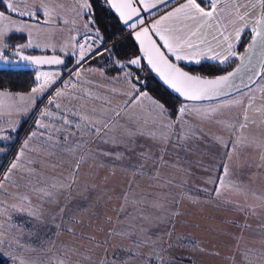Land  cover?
<instances>
[{
	"label": "snow or ice",
	"instance_id": "6c2138e0",
	"mask_svg": "<svg viewBox=\"0 0 264 264\" xmlns=\"http://www.w3.org/2000/svg\"><path fill=\"white\" fill-rule=\"evenodd\" d=\"M0 2L5 3L7 13H15L20 17L27 16L35 19L40 13L45 17H50L51 15L48 6L44 3L35 5L31 10L21 11L8 0H0ZM224 2L225 0H182V3L173 7L171 11L166 12L155 20L146 21L143 18V13L152 14L153 10H159L161 5L168 3V0H102V4L114 11L118 21L123 25L120 38L133 41L138 48L137 53L125 60L121 59L123 53L116 50V43L119 42L117 34L114 33L110 37V39L114 40L112 48H109L105 43L103 33L100 27L97 26L93 4L89 0H83L79 4L77 14H86L87 19L84 27L90 33H94V38H92L93 42L91 44L77 43L73 45V48H78L79 52L77 54L78 58L75 60L76 67L68 70V76L70 78L74 76L76 81L79 82L85 71H100V74L104 75L99 69H84L83 63L97 56L107 55L116 70L122 74L113 79L122 80L128 85L126 90L116 93L125 97V99L115 106H112L111 100H105L102 108L100 110L93 108L91 114L77 110L75 106L66 107L62 110V104L57 101L73 95L74 93L69 91V89L75 90L78 86L71 79L67 82L62 81L63 89H54L55 96L47 101L43 109H37L39 118L35 120V130H30L25 134L22 142L15 148L10 157L7 156L8 149L3 144H0V155L5 156L4 162L0 163V193L8 196L12 201L11 203L0 201V217H3L4 223L9 224L10 228H23L21 223L15 222L11 215H7L8 210L11 209L30 218L26 222L31 224V228L27 229L31 238L30 246L34 244L35 247L43 249L44 246L53 243V234L66 231L71 233L73 237L95 241L97 247H103L105 252H107L105 247L108 243L107 239L97 240L95 235H83L78 231L77 226L80 229H84L91 228L92 225L73 215L72 208L69 207L68 203L61 204V197H64L66 201L68 200V196L65 193L69 192L75 185L81 161L85 159L83 155L77 156L76 152L78 148L85 147L87 142L81 139L79 142L74 141L70 145L68 144L70 137L78 135L81 130H88L93 136L101 139L103 143H109L110 141L105 139V137L110 133H115L117 129H120L121 135L126 136L130 141L137 134L145 135L143 132L137 133V130L125 121V117L131 119L129 109L142 104L144 100L151 102L159 117H167L168 110L165 106L150 97L147 91H141L140 77L137 74V70L142 71L144 69L145 61L151 71L168 88L186 101L202 100L220 95L222 90L229 85L232 78L240 71L239 67L236 71L229 72L227 75L208 78L207 76L186 71L178 62L199 65L202 60L207 59L224 64L229 57L236 55L233 40L238 42L245 29H249L251 32V42L248 44V50L253 51L259 48L264 54V0H242V2L241 0H232L228 12V16L231 17L228 23L231 24L232 31H229L224 23L225 9L221 6ZM0 21H9L5 27L0 28V48H7L6 37L9 31L25 32L26 25L23 21L19 24L11 21L5 11H0ZM213 21L217 22L216 27L219 30V36L223 37V41H219L215 36L213 40H217L218 46L226 45V47H223V51H218L217 48H214L205 38V34L201 32V29L205 26H211ZM45 23H48V21H45ZM32 27L38 28L39 24ZM124 32H127V36H123ZM28 35L31 37V30H28ZM31 46H33L32 40L29 38L27 44L21 45L16 50V54L21 60L33 65H59L64 63L62 59L55 56L41 58L22 55V49ZM36 46L38 47L39 45ZM247 58V53L245 56L240 57L241 64ZM6 59L4 52L0 50V60ZM59 76V73L55 75L37 73L35 76L36 87H33L26 97L21 96L20 99H26L29 106L34 105L36 100L51 85L56 83ZM113 91L116 92L115 89ZM85 94L91 95L90 93ZM0 95H7V93H0ZM77 99L80 98L77 97ZM235 103L238 104L240 101L237 100ZM68 104L71 105V100L68 101ZM49 105H54L56 111L49 110ZM248 107H251V103H249ZM187 110L188 106L186 104L181 105L177 109V119L183 120ZM211 111L214 113L216 109ZM205 115L207 118H211V113ZM70 117H75V119ZM57 118L60 121L59 127L51 123ZM244 120H248L247 113L244 115ZM45 121L49 122L46 123ZM165 126L170 125L166 124ZM246 126V124L240 125L241 128ZM41 129L44 131H40ZM11 131L15 132L16 127L13 126ZM148 136L151 139H156L155 133H148ZM194 138L199 139L194 132H186L178 137V141ZM164 139L167 140V137ZM0 140H11V136L0 135ZM111 142L113 144L117 143L115 135L112 136ZM217 143L229 149V152L225 153V160H230L231 152L236 150V145L240 141L237 140L236 144H230L225 142L223 138H217ZM33 144L40 145V148L33 147ZM174 146L179 147L180 144L177 143ZM41 149L48 155H54L57 151L72 154L75 163L72 165L70 176H66L63 179L53 177L51 182L40 178L42 177V162L31 158L29 154L38 153ZM185 150L191 149L186 148ZM102 154L106 156L112 155L115 159H121L123 155L122 153L109 152H103ZM139 156L144 161L151 158L148 152H141ZM260 159L264 161V153H261ZM57 166L52 165L53 168ZM132 168L135 172L143 168V165H133ZM220 169L222 175L217 176L215 181H208V183L217 184V187L213 189V194L216 196L222 194L221 189L225 186L224 177L229 173L228 164L224 161H221ZM17 174H20V180L24 181L23 184L16 182L15 177ZM34 177L36 178L35 182L33 180ZM5 183H12L13 187L22 190L15 193L9 192L5 188ZM235 190L237 192L245 191L242 187H237ZM34 198L35 203L33 202ZM257 199H264V197H257ZM121 201L120 211L123 212L129 203V193H123ZM226 202L230 203V201ZM133 203L138 202L134 201ZM45 204L54 206V209L51 211L45 209ZM153 206L159 207L158 204ZM179 215V211L172 210V217H178ZM110 220L111 218H109ZM2 227L3 225L0 224V228ZM165 227L166 231L163 234H149L146 229H141L146 234L143 239L133 240L134 249H118L112 255L111 260L105 256L100 259L99 264H129L133 259H138L139 264H172V261L176 259L173 253L169 251L175 246V241L172 239L176 228L174 220L169 218ZM244 227H250V225L245 224ZM52 229H56V233H52ZM93 231H104V229L96 228ZM3 235L4 233L0 231V236ZM106 235L111 237L113 230H108ZM165 236L168 239H164ZM17 243L19 242L17 241ZM3 245L4 241L0 240V246ZM145 246H150L154 254L150 255L139 251ZM20 247H24V245H20ZM157 247L159 251H156ZM192 250L207 251V249L200 248L195 244ZM76 251V249L67 248L65 258H59L54 264H69L66 257H68L69 253L75 254ZM212 254L219 255L218 252ZM240 257L242 264H251V259L247 253L241 252ZM5 258L10 264H25L17 256L6 251H0V260ZM233 260H235V256Z\"/></svg>",
	"mask_w": 264,
	"mask_h": 264
},
{
	"label": "crops",
	"instance_id": "0c3cea01",
	"mask_svg": "<svg viewBox=\"0 0 264 264\" xmlns=\"http://www.w3.org/2000/svg\"><path fill=\"white\" fill-rule=\"evenodd\" d=\"M8 2L13 3L14 6L18 7L21 11L31 10L35 5L40 3L47 5L50 10V17H45L42 13H40L38 17L33 20H24L23 18L15 17L6 13V15L10 17L11 21H14L17 24L23 21L26 26L32 27L37 24L41 25L50 23V25L57 26L61 23H72V28L74 29H72L67 36L70 47L68 45L65 51L62 52L60 44H51L53 45V52L60 54L61 56H70L73 46V34H76L77 36L90 34L88 29L84 27L87 19L86 14H77L79 11L78 6L83 2V0H8ZM180 3H182V0H168L167 4L163 5V7L159 10H153L154 13L152 14L159 15L163 12L166 13L171 11L173 7L178 6ZM231 3L232 0H225V2L221 5L225 9L224 23L227 25L229 31H232L231 24L228 23V20L231 19V17L228 16V12L230 10L229 5ZM1 7L6 9L5 3L2 2ZM147 15L149 16L150 14L148 13ZM45 21H48V23H45ZM8 23L9 21H0V28H3ZM216 23V21H213L211 26H207L205 33H208L212 37L215 36L217 39L223 40V37L219 36V30L216 27ZM247 31L251 33L249 29H245L241 38ZM10 33L24 34V32H16L14 30L9 31L8 34ZM27 43L28 41L25 42V44ZM211 43V45L214 48H217L218 51L223 50V47H226V45L223 47L218 46L217 41ZM233 43L236 47L238 42L233 40ZM246 48L247 45L241 53H236V55L231 57L236 58L240 62V57H243L247 52ZM89 68L99 69L91 64L87 66V69ZM85 73L86 78L96 80L100 71H85ZM121 75L122 74L120 72L113 76L102 75L111 78L109 85L104 84L105 88L103 94L108 96V100H111L112 106L121 103L125 99V97L116 93L126 90L128 85L122 80L113 79L114 77H119ZM87 83H90V81L85 82V84ZM262 87L264 86H259L258 88ZM114 89L116 92L113 91ZM184 104L188 106L186 116L184 117L186 118L188 116V119H185V121L178 120L177 116L173 121H170L167 117H159L149 100H144L142 104L129 109V116L131 119L125 117V121L132 128L136 129L137 133L143 132L145 135L137 134L130 141L126 136L121 135L120 129H117L115 133L109 134L111 136H121L116 144H113L109 137H105V139L110 141L109 143H103L102 140L98 138V141H96L97 143L93 144V148L90 149V151H93L95 156L104 159L107 164L105 166H101L100 164H97L96 166H91L90 164L85 165L83 167V171H79L76 176V183L74 185L77 189L76 194L74 195L70 192L71 190H69L66 194V196H68V200L66 201L64 198V201L61 204L68 203L69 207L72 208V211H75L76 214L83 213L84 216L81 217L80 215L79 218L85 223H88L89 219H91L89 222V224L92 225L91 229H96V227L100 228V225L104 226L107 222L110 223L106 230H113V235L109 237L110 240L105 247L110 246L111 249L107 250V252H105L102 256H107L109 260H111L112 255L114 252H117L118 249H134L133 240L143 239L146 234L141 231V229H146L149 234H163L166 231L165 224L167 220L172 218L176 225L172 236L173 241H175V246L169 251L173 253L176 259L186 260L188 264H199L198 259L202 255L211 258L218 256V258L221 259H224V257L228 258V260H231V258L233 259V256L230 258L228 255H220L221 251L213 249L215 244L216 247L220 249H223V247L232 249L235 248V254L233 253V255L241 258L239 257V253L241 252L250 255L248 251L240 249V246L243 244V246L251 248L254 247L253 254L258 260H255L253 263L264 264V251L257 250V247L259 246L257 243L258 241L252 243V235H246L243 232L245 231L244 225L246 223L241 222L240 225V244H242L238 249L234 245L226 242L227 240H224L234 234V232H232L233 226H231V224L235 225V222L231 221L232 223L229 225L227 223H221V227H216L215 223L218 221H214L215 223L205 222L204 225H199L200 223L198 224L199 220H201L200 215L209 216L210 218L207 219L213 220L212 215L218 214L216 212H220L219 209H227L224 205H228L237 209L240 208V214L242 215H254L256 217V221L250 224V228L255 226L256 229L263 231L264 221L260 220V216L264 213V199H257V197H264V175L254 174L252 177H243L244 180H240V171L238 172L237 170V175H231L228 173V175L224 177L225 186L221 189L222 194L220 196L214 195L213 189L217 187V184L208 183V181H215L216 177L219 176L218 173L216 175V171H214V169L216 170L221 162L213 159V149L208 150V146L212 145L210 140L204 138L208 136V131H206V128H201L198 124L195 125L196 121L192 118V116L205 118L206 116L196 113L197 110L194 105L197 104L185 102L182 105ZM90 109L91 108H89V110L88 108H85V111L89 112L91 111ZM70 118L75 119V117ZM166 124L170 126H165ZM192 127L195 129H201L198 132H194L199 139L194 138L191 139L190 142H186V139L178 141V137L183 133L192 132ZM186 128H188V131ZM89 133L91 132L89 131ZM148 133H155L156 139L149 138ZM83 134L87 136L86 132ZM170 135L175 136L176 138L174 140V145L179 143L180 146L175 147L172 145L173 150L167 149L169 153L167 158H169L168 162L170 161V163H166L165 159L167 158H162L161 156L164 155L166 146L170 144L167 143L166 145ZM165 137H167V140L164 139ZM71 140L72 137H70L68 144H72ZM186 148L191 150H185ZM225 149L228 150L227 148ZM236 151L240 153V144L236 145ZM103 152L122 153L123 155L121 159H115L112 155H103ZM141 152H148L151 158L147 161L142 160L139 156V153ZM93 154L91 152V155ZM237 158H240V156ZM230 160L234 161L236 159ZM69 161L74 160L71 159ZM226 163L228 164V167L234 165V162ZM141 164L143 165V168L134 172L132 166ZM86 166H91L92 168H87ZM149 167H153V169L149 171ZM158 168H164V170L167 171L162 175L159 169L157 172L158 176L151 175V173H155ZM62 170L64 172L68 171V169L64 168ZM218 172L220 173L219 170ZM70 173L68 175H70ZM130 185L131 187H129ZM237 187H242L245 191L237 192L235 190ZM125 192L129 193V203L125 210L121 212V204L119 203V200H121L122 194ZM253 193H255V195H253ZM71 196L74 200L71 199ZM75 199L77 201H75ZM241 199L244 201L242 202ZM166 200L172 201H170L167 205ZM214 200H217V202ZM134 201L138 203H133ZM226 201H230V203H227ZM154 204H158L159 207L153 206ZM246 205H254L258 208H252L253 212L251 213L248 209L244 211ZM103 208L108 210L105 214H103ZM99 209H101V213L99 212ZM173 209L180 212L178 217H172ZM95 217H99V220ZM109 218H111L110 221ZM224 221L229 222L226 220ZM77 228L78 231H80L79 226H77ZM197 228H201L204 233L207 232V234H205V238H202V235L199 236L196 233L195 230ZM103 232L107 234L108 231H105L104 229ZM70 234L71 233H69V236ZM112 238L114 240H112ZM182 238L188 239V242L185 241L182 244ZM73 239H75V237L71 234V238L69 237L67 242H65V240L62 242L55 241L57 245L56 247H58V245L67 244L72 248L73 246L80 248V254L73 257V254L69 253L70 255L66 257L70 258L68 260L83 261V259L81 260L80 258H84L85 255H88L89 257L93 254L95 255L94 251L85 250L84 248L86 247V244L92 247L96 246L95 241L78 238V240L76 239L73 242ZM104 239L105 238L97 240ZM164 239H168V237L165 236ZM262 243V246H264V238L262 239ZM194 244L198 245L200 248L207 249V251H193L192 248ZM139 251L150 255L154 254L150 246H145L139 249ZM156 251H159L158 247ZM216 252H218L219 255L212 254ZM249 257L251 259V256ZM230 262L232 263V260ZM129 264H139V260L133 259L129 262ZM205 264L210 263L206 262Z\"/></svg>",
	"mask_w": 264,
	"mask_h": 264
},
{
	"label": "rangeland",
	"instance_id": "374dc122",
	"mask_svg": "<svg viewBox=\"0 0 264 264\" xmlns=\"http://www.w3.org/2000/svg\"><path fill=\"white\" fill-rule=\"evenodd\" d=\"M162 7H163V5L160 6V8H162ZM144 14L146 16H148L147 15L148 13H144ZM164 14L165 13L163 12V13L157 15L156 17L151 18L149 21L155 20L156 18H158L159 16L164 15ZM24 20H28V19H24ZM72 27H73L72 23H61V24H58L57 26L50 25V23L49 24H41V25H39V27L37 29L26 26V31L24 32L23 35L26 38V42L29 40V38H31L33 46L23 48L22 52H24V51H36L39 53H55L52 50L53 45H51V44H56V43L60 44L61 51L64 52L65 49L69 45V40H68L67 36L69 35L70 31L72 29H74ZM206 27L207 26L202 28L201 32L205 34V38L207 39L208 42H210V43L216 42L217 40H213L212 36H210L208 33H205ZM28 30H31V37H29V35H28ZM86 35L88 36V38L89 37L94 38V33H90V34H86ZM83 36H85V35H82V37ZM79 38H81V36H79ZM218 40L221 42L223 41L220 39H218ZM36 45H39V46L37 47ZM20 46H18V47H20ZM69 47H70V45H69ZM0 50L3 51L4 48H0ZM10 50H16V49H10ZM220 51H223V50H220ZM71 59H72V53H71ZM205 60H207V59H205ZM178 63H180L181 66H185V67L187 65L191 64V63H187V62H178ZM13 68H15V67H13ZM83 68L87 69V64L84 65ZM262 69L264 71V66ZM37 73H48L50 75H55L56 73L60 74L59 79L56 80V83L51 85L44 92V94H45L44 97L49 92L50 93L48 94V96L45 98L44 101L40 102V105L38 104L39 107L36 106L35 104L32 106H29V103L26 99L25 100L20 99L21 96L26 97L27 94L30 93L31 90L28 91L27 93H8L5 91H0V93H7V95H0V135L7 129L11 130L13 126L16 127V131H17L19 126H20V122L23 121L27 117L29 118L27 125L24 127V129L22 130L20 135L16 138L14 145L11 147V149L7 155L8 157L11 156L12 152L15 151V148L22 142L25 134L28 133L30 130H35L33 128V126H35V120L39 118V112L37 111V109H43L44 106L47 104V101L55 96L54 89H63L62 81L67 82V81H69V79H71L73 82H76L78 85L75 90L69 89V91H72L74 93L73 95H71L67 98H62L61 100L57 101V102H60L62 104V110L65 109L66 107H70V106H75V108L77 110H80L83 112H86L85 108H88V110H89V108H91L90 110H92L93 108L100 110L104 104V101L108 100V96L106 94H103V93H104L105 85L110 84L111 78L102 76L99 73H98V78L96 80H93V79L90 80L89 78H86V73L83 72L82 79L79 82L76 81L74 76L71 78L69 76L63 77V74L60 71L38 70ZM86 81H90V83L85 84ZM259 86H264V73H262V75L260 76L259 80L255 84V87H250L249 89H247L243 92H239L235 95H232V96H229V97H226L223 99H219L216 101H210V102L206 103V105H194L196 110H197L196 111L197 114L205 115L207 113H211V118H207L206 115H205L206 118L205 117H196V116H192V118L195 119L194 121H196L195 125L198 124L201 128H206V131H208V136L204 137V138H207L208 140H210L212 142V145L208 146V150L213 149V159L219 160L220 162L221 161L234 162L233 166H229V174L237 175V170H238V172L240 171V180H244L243 177H249V176L252 177V176H254V174L264 175V161H262L260 159L261 153H264V87L258 88ZM253 90L256 91L255 94H253ZM249 92H251V94ZM85 93H90L91 95L89 96V95H86ZM248 93L250 95H248L247 97L244 96ZM259 95H260V99H259ZM77 97H79L80 99H77ZM69 100H71V105L68 104ZM237 100L240 101V103H238V104L235 103V101H237ZM201 103L202 102H200V104ZM249 103H251V107H248ZM36 107H38V108H36ZM212 109H216V111L213 113L211 111ZM49 110H51L53 112L56 111L54 105H49ZM86 113L91 114V111L86 112ZM245 113H247V116L249 114H254L256 119L253 118L254 116L251 118H249V116H248V120L245 121L244 120ZM34 116H35V119L32 121ZM185 119H188V116L186 118H184L182 121H185ZM30 122L33 126L31 125L30 128L28 129L27 127H28V124ZM45 122L48 123L49 121H45ZM241 124H246L247 126L243 127V129H242L240 127ZM59 126L60 125H58V127ZM186 129L188 131V128H186ZM191 129H192V132H198L201 130V129H195L193 127ZM41 131H43V129ZM15 132H12V134ZM84 132L87 133V136H85L83 134ZM112 136L111 135L107 136V137H109L110 141L112 140ZM115 136H116L117 141L121 137L119 135H115ZM217 138H223V140L225 142H228L230 144H236L237 140L240 141V143H239L240 144V153H238L236 150L231 152V159H236V160H234V161L225 160V153H228L229 149L226 150L222 145L217 143ZM81 139H83L87 143H86L85 147L78 148L77 152H76L77 156L83 155L85 157V159L83 161H81L79 171L82 172L83 167L87 164H90L91 166H96L97 164H100L101 166H105L107 164L105 162V160L95 156L93 154V151H90V149L93 148V144L97 143L96 141H98V138L93 136L91 133H89L88 130H81V132L78 134V136L77 135L72 136V140H71L72 144L74 141L79 142ZM175 139H176L175 136H172V135H170L168 137L166 145H167V143H170V144L167 146L165 145L166 149L164 151V155L161 156L162 158H167V156L169 154L167 149L173 150L172 145H174ZM185 141L190 142V140H187V139ZM182 144H184V143H182ZM32 146L35 148H38V149L40 148V145H38V144H33ZM91 152L93 155H91ZM166 152H167V154H166ZM41 155H43V157L40 159L38 156H41ZM29 156L31 158L35 159L36 161L41 162V160H44V163L42 162V166H44L47 170L49 169L51 172H55V174H52L46 170L41 171L42 177H40V178L47 180L49 182H51L53 177L63 179L66 176H70L68 174L70 173V171H72V165H74V163H75V160L73 159L72 154L67 153V152L61 153V152L57 151L54 155H48V153L44 152L41 149L38 153H30ZM239 156H240V158H237ZM71 159L74 161H69ZM168 159L169 158L165 159L166 163H170V161L168 162ZM237 159H240V160H237ZM2 160H3V158L1 159V155H0V163H3ZM55 160L58 162V164L55 163ZM220 164H219L218 168H216V170L214 169V171H216V175L218 173L219 176L222 175V172L220 169ZM52 165H58V166L53 168ZM90 167L88 166L87 168H90ZM63 168L68 169V171L64 172L62 170ZM152 169H153V167H149V171ZM159 169L160 168H158V170H156L155 173L152 172L151 175L158 176L157 172L159 171ZM218 170L220 171V173L218 172ZM166 171L167 170H164V168L160 169V173L162 175ZM35 179L36 178L34 177L33 178L34 182H35ZM15 180H16V182H19L21 184L24 183V181L20 180V174L16 175ZM5 188H7L9 190V192H12V193H15V192L22 190V189H16L15 187H13L12 183H5ZM76 190L77 189L74 186L70 192L75 195ZM67 193L68 192H66L65 195ZM241 194L244 195L243 193H241ZM245 198H247V197H245ZM71 199L74 200V198L72 196H71ZM0 201H6L8 203L12 202L8 196H6L2 193H0ZM63 201H64V197H61V203ZM75 201H77V200L75 199ZM170 201H172V200H166V204L168 205V203ZM214 201L217 202V200H214ZM241 201L243 202L244 200L241 199ZM33 202L34 203L36 202L35 198H34ZM121 202L122 201L119 200L120 204H121ZM224 206L227 207V209H225V210L219 209L220 212H216L218 214L212 215L213 220L207 219V218H210L209 216L200 215L201 220H199L198 224L200 223L199 225H201V224L204 225L205 222L206 223H209V222L215 223L214 221H218L217 223H215V225H216V227H221V223H223V224L227 223L229 225L232 222H235L236 223L235 225L231 224V226H233L232 232H234V234H232L231 237L224 239V240H227L226 242L230 243L231 245H234L238 249L239 246L242 244V243L240 244V240H241V235H240L241 234L240 233L241 226L240 225H241V222L242 223L244 222L247 225H250L256 221L255 220L256 217L252 214H249V215L240 214L241 213L240 208L237 209V208H234L233 206H228V205H224ZM44 207H45V209H48L50 211L54 209V206H50L48 204H45ZM252 208H258V207H255L254 205H251V207L246 205V208H244V211H246L248 209L249 212L252 213L253 212ZM103 209H104L103 214H105L108 210L106 208H103ZM99 212L101 213V209H99ZM234 212H236V213H234ZM72 214L76 215L78 218L80 217V215H81V217L84 216L83 213L82 214H78V213L76 214L75 211H72ZM7 215H11L15 222L21 223L23 225V228H20V229L10 228L9 224L4 223L3 217H0V224L3 225V227L0 228V231H2L4 233L3 236H0V240L4 241V245L0 246V251H6L8 253H11V254L17 256L19 259H22L25 262V264H54V262L56 260H58L59 258H65L64 252H66L67 248H72V247H69L67 244L60 245V246L58 245V247H56L57 245H56L55 241L62 242L63 240H65V242H67L69 237L71 238V234L69 236V232H66V231H60L58 234H53L52 235L53 243L44 246L43 249L35 247L34 244H31V246H30L31 238L28 235L27 229L31 228V224L26 223L30 218L27 217L26 215L18 214L11 209L8 210ZM95 218L99 220V217H95ZM260 218H261L260 219L261 221H264V213L261 214ZM224 220L229 221V222H225ZM90 221H91V219H89L88 223ZM109 225H110V223L107 222V224L104 226L100 225V228L105 229V231H108V230H106V228L109 227ZM207 226H210V225H207ZM196 227H199V226H196ZM93 229H95V228H93ZM93 229L84 228V229H80V232L83 235H95L96 239L105 238V239H107V241L110 240V238L107 237V235L103 231H93ZM242 229H243V227H242ZM244 229H245V231H243V232L246 235H252V243L258 241L257 243L259 246L257 247V250L258 251H264V246H262L263 245L262 239L264 238V230L261 231L259 229H256L255 226L251 227V228L250 227H244ZM56 231H57L56 229H52V233H56ZM195 231L199 236L202 235V238H205V236H206L205 234H207V232L204 233V231L201 228H199V229L197 228ZM191 232H193V231H191ZM217 238H220V237H217ZM76 239L78 240V238L75 237V239H73V242ZM112 240H114V239L112 238ZM17 241L19 243H17ZM84 242H85V240H84ZM204 244H205V242H204ZM9 245H10V247H9ZM20 245H24V247H20ZM85 246H86V247H84L85 250L94 251L95 255L93 254L91 257H89L88 255H85L83 252V254L85 255L84 258H80L81 260L83 259V261H79V260L78 261H75V260L70 261V260H68L70 258H66L69 261V264H99L100 259L104 258L102 256L105 253V248L97 247V246L92 247L90 245L88 246V244H86ZM34 248H35V250H33ZM77 248L75 246H73V249L77 250L75 252V254H73V257L75 255L80 254V248L79 247H77ZM106 248H107V250L111 249L110 246H106ZM213 249L214 250L217 249V250L221 251L220 255H228V256H230V258L232 256L234 257L233 253L235 254V251H234L235 248L232 249V248H228V247H223V249H220V248H217L216 244H215L213 246ZM240 249H244V250L248 251L250 253L249 256H251V264H255L253 262L255 260H258V259L253 254L254 247L251 248L248 246H243V244H242V246H240ZM85 252H87V251H85ZM80 256H78V257H80ZM231 260H232V263L230 262ZM231 260H228V258H226V257H224V259H221V258H218V256L217 257L214 256L211 258V257L205 256V255L200 256L198 259L199 264H205L206 262H208L210 264H216V263H218V264H242L241 258L235 257L234 262H233L232 258H231ZM0 264H10V262L5 258L3 260H0Z\"/></svg>",
	"mask_w": 264,
	"mask_h": 264
},
{
	"label": "trees",
	"instance_id": "16d2710c",
	"mask_svg": "<svg viewBox=\"0 0 264 264\" xmlns=\"http://www.w3.org/2000/svg\"><path fill=\"white\" fill-rule=\"evenodd\" d=\"M90 3L94 6V13L95 18L97 21V26L100 27L104 41L105 43H109V48H112L114 40L110 39L112 34H117L118 43H116V50L123 53L121 59L125 60L129 56L137 53V48L135 47L133 41L128 39H121V29L122 25L117 21L114 13L112 10L108 9L106 5L102 4V0H89ZM2 2H0V10L6 11V9H3L1 7ZM15 17L23 18V19H30L33 20L30 17L24 16L20 17L17 16L15 13H7ZM250 34L248 31L244 33L243 37L238 41L236 47L234 48L235 53H241L244 49V47L248 43V39L246 36ZM127 36V35H123ZM26 42V38L22 33H10L6 37V43L8 45L7 48H4L3 52L4 54H8V51L10 49H18L20 45H24ZM26 53H39L36 51H24ZM65 58V65H69L71 62V55L70 56H63ZM238 60L234 57H230L227 62L224 64H220L219 62H211L207 60H202L201 64H189L186 67L182 66L186 71H189L191 73L200 74L203 76H215L222 74L224 72L229 71L232 69L236 64ZM93 65L97 68H99L104 75L106 76H113L119 73L116 70V67L112 64L111 60L108 58L107 55L104 56H97L96 58H93L90 60L87 64ZM64 68V67H62ZM62 68H46L48 69H62ZM38 70H34L30 66H19L17 68L13 67H6V66H0V91H5L8 93H27L30 91L33 87L36 86L37 82L35 81V76L37 74ZM264 73L263 69L261 72ZM137 74L140 77V88L141 91H147L148 95L152 97L153 99L159 101L162 103L165 108L168 110L167 118L170 121H173L177 116V109L185 103V101L175 97L170 92H168L166 89H164L146 70L144 69L137 70ZM252 87H255L253 85ZM256 91L253 90V94H255ZM251 94V92H249ZM246 94L244 96H248L250 94ZM45 94H43L38 100L36 101L35 105L38 106V104L42 101ZM190 103V102H186ZM208 102H204L201 104H206ZM190 104H200V103H190ZM37 108V107H36ZM249 118L253 117L254 114H249ZM35 119V116L33 117L32 121ZM255 119V116H254ZM29 121V118H25L23 121L20 122V126L18 130L12 134V131L10 129L5 130L1 135H10L11 140H1L0 144H3L7 149V155L11 149V147L14 145V142L16 138L20 135L24 127L27 125ZM31 121V122H32ZM31 122L28 124V129L32 125ZM51 123H54L57 127L60 125L59 119H55L54 121H51ZM58 124V125H57ZM33 126V125H32ZM35 129V126H33ZM243 129V128H242ZM42 130V129H41ZM40 130V131H41ZM44 131V130H43ZM40 159L43 157V155L38 156ZM3 158L2 162L5 160V156L1 155V159ZM41 162L44 163V160H41ZM55 163L58 164V162L55 160ZM46 170L49 173L55 174V172H51L49 169L47 170L44 166H42L41 171ZM184 237V236H182ZM183 241V242H182ZM181 243L183 244L185 241L188 242V239L182 238ZM172 264H188L186 260H178L174 259L172 261ZM191 264V263H190Z\"/></svg>",
	"mask_w": 264,
	"mask_h": 264
},
{
	"label": "water",
	"instance_id": "95a60500",
	"mask_svg": "<svg viewBox=\"0 0 264 264\" xmlns=\"http://www.w3.org/2000/svg\"><path fill=\"white\" fill-rule=\"evenodd\" d=\"M113 13H114V11H113ZM114 15H115V17H116V19L118 21V17L116 16L115 13H114ZM156 15L157 14H152V15L146 16L143 13V18L146 21H149L151 18L156 17ZM122 27H123V25H122ZM123 35H127V32H124ZM246 38L248 39L247 48H246L248 58L244 61L243 64L238 65V63H239V61H238L237 64L232 69H230L229 71L224 72V73L219 74V75H215V76L227 75L229 72L236 71V69L238 67L240 68V71L236 74L235 77L232 78V81L229 83V85L226 86L222 90V93L220 95L213 96V97H210V98H206V99H202V100H196V101H186V100H184L183 97H180L177 93L173 92L170 88H168L167 85H165L163 83V81L154 72L151 71V69L147 66L146 61L144 62V67L146 68L147 72L164 89H166L172 95H174L175 97H177V98H179V99H181V100H183L185 102H190V103H200V102H202V103H204V102L216 101V100L223 99V98L235 95V94H237L239 92H243V91L249 89L250 87H252L253 85H255L257 83V81L259 80V78L261 76V72H262V68H263L262 65H264V54H262V52H261V50L259 48H256L253 51H249L248 50V44L251 42V39H250L251 38V33L248 34L246 36ZM134 45H135V43H134ZM135 47L137 48L136 45H135ZM16 50L8 51L7 59L6 60H0V65L14 66V67L30 66V67H33V68H42V69H46V68H62V67L65 66V58L63 56H61L60 54H57V53H26V52H22V55L28 56V57H41V58L47 57V58H51V57L55 56V57H59L60 59H62L64 61L63 64H59V65H56V64L33 65V64H31V63H29L27 61L21 60L19 58V56L16 54ZM137 51H138V48H137ZM215 76H207V77L208 78H214ZM48 94L43 98L42 101L45 100V98L48 96ZM39 105H40V103H39Z\"/></svg>",
	"mask_w": 264,
	"mask_h": 264
},
{
	"label": "built area",
	"instance_id": "2783aa9c",
	"mask_svg": "<svg viewBox=\"0 0 264 264\" xmlns=\"http://www.w3.org/2000/svg\"><path fill=\"white\" fill-rule=\"evenodd\" d=\"M72 42H73V45H75L77 43H80V44H91L93 42V39L92 38H88L87 35H85L83 37L81 36V38H79V36H77L76 34H73L72 35ZM106 44L109 47V43H106ZM78 52H79L78 48H73L72 47V59H71L70 64L62 70L63 77H67L68 76V70L69 69H71L73 67H76L75 60L78 58V56H77ZM90 60H92V59H90ZM90 60H88L86 63H83V66L88 64V62ZM35 70H39V69L35 68Z\"/></svg>",
	"mask_w": 264,
	"mask_h": 264
},
{
	"label": "flooded vegetation",
	"instance_id": "af4514ba",
	"mask_svg": "<svg viewBox=\"0 0 264 264\" xmlns=\"http://www.w3.org/2000/svg\"><path fill=\"white\" fill-rule=\"evenodd\" d=\"M72 47H73V46H72ZM71 53H72V51H71ZM70 55H71V54H70ZM5 56L8 57V54H6ZM67 66H68V65H65L64 68L67 67ZM15 68H17V67H15ZM32 68H33V67H32ZM64 68H62V69H60V70H59V69H48V70H59V71L62 72V70H63ZM33 69L35 70V68H33ZM37 69H39V70H47V69H42V68H37Z\"/></svg>",
	"mask_w": 264,
	"mask_h": 264
},
{
	"label": "bare ground",
	"instance_id": "6f19581e",
	"mask_svg": "<svg viewBox=\"0 0 264 264\" xmlns=\"http://www.w3.org/2000/svg\"><path fill=\"white\" fill-rule=\"evenodd\" d=\"M240 64H241V59H240V62L238 65H240ZM0 66H6V65H0ZM6 67H14V66H6Z\"/></svg>",
	"mask_w": 264,
	"mask_h": 264
}]
</instances>
